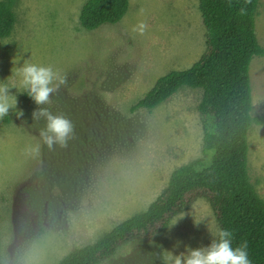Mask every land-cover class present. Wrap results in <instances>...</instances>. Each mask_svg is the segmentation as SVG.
<instances>
[{
    "label": "rangeland",
    "instance_id": "rangeland-1",
    "mask_svg": "<svg viewBox=\"0 0 264 264\" xmlns=\"http://www.w3.org/2000/svg\"><path fill=\"white\" fill-rule=\"evenodd\" d=\"M86 1L16 0L12 33L0 37V85L19 86L12 68L24 62L51 66L67 84L39 107L74 126L66 146L49 148L40 136L45 120L32 118L38 106L8 89L24 117L10 109L0 119V264H57L147 210L176 168L205 156L202 88L182 86L152 110L132 109L159 77L204 53L199 0H130L121 21L94 30L80 23ZM256 31L264 47V0ZM250 78L252 113L264 114V55L252 59ZM248 138L250 179L264 199V123ZM181 216L154 240L130 241L101 264H164L165 250L208 246L220 229L205 198L173 220Z\"/></svg>",
    "mask_w": 264,
    "mask_h": 264
},
{
    "label": "trees",
    "instance_id": "trees-1",
    "mask_svg": "<svg viewBox=\"0 0 264 264\" xmlns=\"http://www.w3.org/2000/svg\"><path fill=\"white\" fill-rule=\"evenodd\" d=\"M15 3L0 1L1 38L12 33ZM258 3L199 0L206 28L204 53L189 68L159 77L132 106L152 110L182 86L202 88L198 111L205 118V156L176 168L147 210L125 219L96 242L76 248L57 264H101L130 241L154 240L201 197L209 202L220 228L233 232V246L247 242L251 264H264V199L248 170L249 131L254 124L264 123V114L252 113L250 78L252 59L264 55L255 29ZM240 8L246 9L245 14L239 13ZM128 9L129 0H87L79 19L85 29L94 30L118 23Z\"/></svg>",
    "mask_w": 264,
    "mask_h": 264
},
{
    "label": "clouds",
    "instance_id": "clouds-1",
    "mask_svg": "<svg viewBox=\"0 0 264 264\" xmlns=\"http://www.w3.org/2000/svg\"><path fill=\"white\" fill-rule=\"evenodd\" d=\"M250 2V0H246ZM246 9L240 8L239 13L245 14ZM8 41H5L7 43ZM15 64L16 61L14 60ZM19 77V86L13 84L0 85V119L10 114V109L17 119H23V109L17 108V100L9 94L8 89L15 86L19 91L26 92L38 106L32 112L33 120H45V127L40 130L44 143L52 148L54 145L66 146L68 139L74 132L72 122L63 115H54L47 108L39 107L51 102V97L57 93L61 86L67 84V77L54 70L51 66L37 65L24 62L22 66L12 68V75ZM12 99H9V97ZM183 216L174 219L169 227L175 226ZM197 225L199 224L196 221ZM213 239L208 246L191 248L185 245V251L174 254L165 250L164 264H251L247 251V242L233 246V232L220 228L211 233ZM179 243L175 247H179Z\"/></svg>",
    "mask_w": 264,
    "mask_h": 264
},
{
    "label": "crops",
    "instance_id": "crops-1",
    "mask_svg": "<svg viewBox=\"0 0 264 264\" xmlns=\"http://www.w3.org/2000/svg\"><path fill=\"white\" fill-rule=\"evenodd\" d=\"M84 5V4H83ZM258 5H259V3H258ZM129 7H130V0H129ZM257 8H258V6H257ZM128 12V11H127ZM256 14H257V11H256ZM255 29H256V16H255ZM256 35H257V31H256ZM258 38V37H257ZM256 57V56H255ZM177 70V69H176ZM179 70H181V69H179Z\"/></svg>",
    "mask_w": 264,
    "mask_h": 264
}]
</instances>
